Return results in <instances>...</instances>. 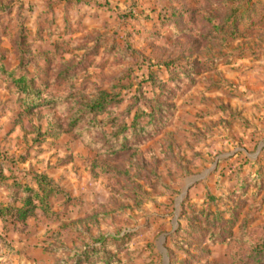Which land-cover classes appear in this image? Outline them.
<instances>
[{"label": "rangeland", "instance_id": "rangeland-1", "mask_svg": "<svg viewBox=\"0 0 264 264\" xmlns=\"http://www.w3.org/2000/svg\"><path fill=\"white\" fill-rule=\"evenodd\" d=\"M177 55L186 70L161 66L154 82L172 105L164 125L157 113L116 142L117 122L148 100L135 94L149 71ZM122 72L134 84L100 124L71 122ZM0 167V264H68L94 247L86 264H258L225 236L244 207L234 171L264 170V0H0ZM41 174L56 191L23 214L18 187L37 190Z\"/></svg>", "mask_w": 264, "mask_h": 264}, {"label": "trees", "instance_id": "trees-1", "mask_svg": "<svg viewBox=\"0 0 264 264\" xmlns=\"http://www.w3.org/2000/svg\"><path fill=\"white\" fill-rule=\"evenodd\" d=\"M182 56H172L167 57L158 63V67L151 69L149 73L147 74V82L148 85H150L149 90H140L139 92L135 94L136 98H143L147 97L146 104L143 108L136 107V110L134 111L133 115H131L130 119L123 120L120 119L117 122V125H115V130L111 134L116 137V142L118 141L120 137L125 138L130 135V133H136L139 131H144V129L154 124V119L156 114H160V121H158V128L164 125L165 118L162 114L163 109L167 106H171V103H167L165 100L167 98H162L163 92H166L163 90L164 82L159 86L160 91H156L155 87V81H160V77L158 75L157 70H161V66H163L169 73V77L174 76L176 72L179 71H185V69L181 70L183 67V62L181 63ZM186 67V65H184ZM192 66L189 65L188 68H191ZM61 73V72H60ZM59 74V73H58ZM70 73L64 72L62 75H69ZM67 77V76H66ZM25 77H21V80H24ZM162 81V80H161ZM21 84V83H19ZM22 84L25 85L23 82ZM134 84V81L132 82V77L129 72H122L118 74L116 77H114L111 80V83L109 85V89H103L98 88L94 92H92L90 96L85 97L82 101L76 102L74 104L75 111L73 112V115L71 117V122H77L78 120H81L86 116H90V121H92V124H100L102 120L98 119L96 115L100 112H102L105 109V106L108 103H114L122 99V91L127 87H132ZM40 90V89H39ZM39 90H37V93H39ZM83 93L82 89H75L72 92L67 93L66 95H63V93L60 92H54L49 93L50 100L52 102H57L58 100L76 97L79 98L81 94ZM145 94V95H144ZM167 94V93H166ZM172 97V94L170 98ZM48 99V100H49ZM149 106V109L146 107ZM158 128L154 129V131H157ZM147 133V132H145ZM81 138L86 142V144H94L95 139H89L87 135H84L82 132L80 133ZM150 133L148 131L147 137H149ZM258 170V169H257ZM264 170H258V175L255 173V175H252L251 171H247L245 173H240V171L235 170L234 173L236 175V181L233 183L232 192H241V199H242V220L236 221L237 229H231L229 233L225 236L228 241H226V244H233L234 242L237 243L239 246H242V254H244V257L242 255V262H245L248 259H255L258 264H264V220L255 223L257 219H261L263 216L261 214V210L263 208V199L260 197L258 198V192L264 188ZM257 176V177H256ZM7 178V175H5L2 171V168L0 167V183ZM36 182L38 184V189L35 190L32 187L28 185H23L21 188L18 187V189H25L26 195L22 197L23 205H21L20 210L23 214H26L31 210L33 206L39 205L41 209L47 208L48 201L47 197L50 196L52 191H56L54 188V185H52L51 180L47 179L44 175H37ZM15 183V189H17V186L19 183ZM253 184L257 191H254L253 194L248 193L247 186L248 184ZM32 188V189H31ZM13 191L14 198L17 199L16 192ZM41 191V192H40ZM30 193L34 194L35 198H38L39 203H35V201H32L33 199L30 197ZM226 193H223L221 196H225ZM217 213L214 211L215 215L212 216H206L205 220L208 223H212L215 221L217 217ZM230 214V213H229ZM224 220V219H223ZM226 220V219H225ZM235 221V220H233ZM233 221L227 220V225L230 226ZM212 225V224H211ZM211 225L208 226L207 231L212 234L213 229H211ZM235 225V224H234ZM217 228H219L217 226ZM212 230V231H211ZM215 230H217L215 228ZM100 248V247H98ZM97 249L94 247V249H88L83 250L80 249L79 251L75 252L74 250L68 251L69 256V263L68 264H86L90 261V256L94 254V250ZM74 254V256H73ZM73 256V257H72ZM100 262H103V260H99ZM112 264V263H108Z\"/></svg>", "mask_w": 264, "mask_h": 264}, {"label": "crops", "instance_id": "crops-1", "mask_svg": "<svg viewBox=\"0 0 264 264\" xmlns=\"http://www.w3.org/2000/svg\"><path fill=\"white\" fill-rule=\"evenodd\" d=\"M243 100H245V99H243ZM254 138H257V137H254ZM260 141H261V139L257 142V144H256L257 146L260 144Z\"/></svg>", "mask_w": 264, "mask_h": 264}]
</instances>
